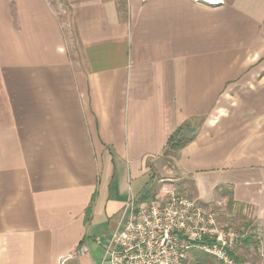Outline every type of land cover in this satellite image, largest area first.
I'll return each mask as SVG.
<instances>
[{"label":"crops","instance_id":"obj_1","mask_svg":"<svg viewBox=\"0 0 264 264\" xmlns=\"http://www.w3.org/2000/svg\"><path fill=\"white\" fill-rule=\"evenodd\" d=\"M178 130L264 258V0H0V264H99Z\"/></svg>","mask_w":264,"mask_h":264},{"label":"built area","instance_id":"obj_2","mask_svg":"<svg viewBox=\"0 0 264 264\" xmlns=\"http://www.w3.org/2000/svg\"><path fill=\"white\" fill-rule=\"evenodd\" d=\"M246 236L216 211L172 188L127 205L99 264H190L198 253L219 264H238L235 251Z\"/></svg>","mask_w":264,"mask_h":264},{"label":"rangeland","instance_id":"obj_3","mask_svg":"<svg viewBox=\"0 0 264 264\" xmlns=\"http://www.w3.org/2000/svg\"><path fill=\"white\" fill-rule=\"evenodd\" d=\"M170 155L171 153L164 156L165 163H162L159 170H154L152 172L156 180V183L152 187V194L154 196L160 194L165 195V193L169 189L175 188L179 194L196 199L192 185L190 184L188 179L184 178V176H182L173 167V164L169 160L171 158ZM212 209L220 215L225 224L231 225L240 232L246 234L247 236H250L252 238V241L258 244L254 236L251 235L250 232H246L247 227H245V225H248L250 227V222H248L249 220H247L246 218L244 219L239 210L232 209L230 202L225 201L223 205L215 204L214 206H212ZM245 256H247V258L251 261L254 258V264H264L262 252L259 251V249L255 247V245H252L251 250L243 251V258ZM206 261L204 264H218L216 261H213L211 259ZM190 264H195V261H191Z\"/></svg>","mask_w":264,"mask_h":264},{"label":"trees","instance_id":"obj_4","mask_svg":"<svg viewBox=\"0 0 264 264\" xmlns=\"http://www.w3.org/2000/svg\"><path fill=\"white\" fill-rule=\"evenodd\" d=\"M185 144H186V141L182 137V132H181V130H178L175 134H173L171 136L165 153L167 155H169L171 153V155H172V154L176 153L177 151H179L180 149H182L183 147H185L186 146ZM154 197L155 196L152 194V191H150L144 197H142L141 200H148V199H151ZM246 227H248V225H246ZM243 242L246 243L247 245H255V247H257V248L259 245V243L257 244L256 242H253L252 238L250 236L245 237ZM234 257H235L238 264H242V261L239 257H237L235 255H234ZM209 259L215 261L214 259H212V258H210L204 254L198 253V254H195V260L194 261H195V264H204L205 261L209 260Z\"/></svg>","mask_w":264,"mask_h":264},{"label":"bare ground","instance_id":"obj_5","mask_svg":"<svg viewBox=\"0 0 264 264\" xmlns=\"http://www.w3.org/2000/svg\"><path fill=\"white\" fill-rule=\"evenodd\" d=\"M200 1H203V2H206V3H211V4H215L217 2V0H200Z\"/></svg>","mask_w":264,"mask_h":264}]
</instances>
